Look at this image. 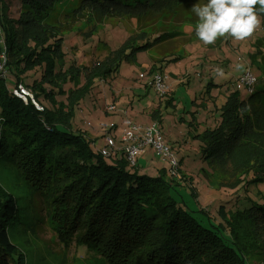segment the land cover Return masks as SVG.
<instances>
[{"label":"trees","instance_id":"obj_1","mask_svg":"<svg viewBox=\"0 0 264 264\" xmlns=\"http://www.w3.org/2000/svg\"><path fill=\"white\" fill-rule=\"evenodd\" d=\"M15 1L16 27L6 19L7 6L0 0V54L5 57L3 72H8L0 74V160L42 199L63 248H84L94 264H247L245 243L264 229V201H252L242 210L220 206L217 215L224 226L215 224L182 199L165 180L163 169L151 177L129 171L122 159L107 162L91 139L71 129L79 102L96 81L107 79L122 62H135L136 53L165 39L159 36L143 45L127 40L87 69L73 65L64 69L62 32L50 23L60 0ZM76 1V13L89 9L98 17L116 15L139 22L147 14H164L196 0ZM257 15L264 32L259 5ZM256 47L259 81L245 99L238 91L231 92L220 107L217 127L197 137L209 164L228 157L247 141L250 131L264 132V35ZM37 67L38 81L24 85L20 75ZM68 82L77 89L64 91ZM20 83L38 103L40 97L52 102L56 95H66L65 103L38 111L29 100L24 103L13 94ZM152 117L157 120L156 114ZM246 171L253 177L251 185L264 184V162H255ZM16 203L0 189V264H25L7 234L18 216Z\"/></svg>","mask_w":264,"mask_h":264},{"label":"rangeland","instance_id":"obj_2","mask_svg":"<svg viewBox=\"0 0 264 264\" xmlns=\"http://www.w3.org/2000/svg\"><path fill=\"white\" fill-rule=\"evenodd\" d=\"M4 2L7 6L5 17L16 27L19 6L15 0ZM206 2L196 0L164 14H147L138 22L135 18L116 15L98 17L89 9L76 13V0H60L50 14V23L60 27L62 32L64 69L70 65L81 71L87 69L104 59L107 51L119 49L127 40L143 45L159 36L165 39L136 53L135 62H122L107 79L96 81L79 102L70 121L71 129L96 135L92 141L97 150L101 146L97 143L95 146V141L102 139L107 129H117V135L122 120L132 121L131 117L139 116L137 123H155L178 159L176 176H169L167 161L149 148L144 157L137 160L134 170L126 168L154 177L163 169L165 180L191 208L224 226L217 215L218 207L223 206L229 211L242 210L252 201H264V184L251 185L252 175L244 174L248 166L264 162V132L250 131L247 141L237 146L228 157L214 158L211 164L204 158L201 151L204 146L197 137L217 127L220 107L231 92L238 91L241 99L247 97L251 86L248 89L238 83L245 72L254 77V83L259 81L260 55L256 43L264 32L259 25L244 40L226 36L218 38L214 44L204 45L193 31L198 18L191 12V7ZM215 68L223 69V75H217ZM3 69L0 74L8 76ZM154 73L166 77L167 92L164 95H158L150 85ZM40 74L41 69L37 67L20 77L29 87L33 81H38ZM140 74H143L142 78ZM62 88L64 91L77 89L71 82ZM148 97L154 102L150 106L145 101ZM65 99L66 95H56L50 102L40 97L37 103L50 109L54 104L55 107L63 105ZM110 106L114 109L109 110ZM155 110L158 111L155 113ZM154 113L158 121L152 117ZM145 161L151 164L143 167ZM0 189L12 195L19 207L18 216L7 234L23 255L25 264H94L84 248L74 245L63 248L52 230L54 222L49 219L42 199L2 160ZM224 232L228 236V229L225 228ZM245 244L248 250L246 263L262 264L264 229L257 235L252 234Z\"/></svg>","mask_w":264,"mask_h":264},{"label":"built area","instance_id":"obj_3","mask_svg":"<svg viewBox=\"0 0 264 264\" xmlns=\"http://www.w3.org/2000/svg\"><path fill=\"white\" fill-rule=\"evenodd\" d=\"M4 61L5 57L2 54L0 58V70ZM139 77L142 78L143 74H140ZM238 83L241 87H252L254 77L247 71L238 80ZM150 85L158 95H164L167 92L165 75L154 73L151 77ZM12 92L22 102L26 103L29 100L38 111L42 110V106L34 100L32 92L28 87L17 84ZM108 109L113 110L114 108L110 106ZM116 130H105L102 138L103 146L96 150L104 160L113 162L116 159H122L129 170H134L137 160L149 148L167 161L166 171L169 176H176L178 159L165 142L160 128L155 123L142 125L125 119L121 122V130L117 135Z\"/></svg>","mask_w":264,"mask_h":264},{"label":"clouds","instance_id":"obj_4","mask_svg":"<svg viewBox=\"0 0 264 264\" xmlns=\"http://www.w3.org/2000/svg\"><path fill=\"white\" fill-rule=\"evenodd\" d=\"M257 5L259 11L264 12V0H207L203 5L194 4L191 12L198 23L193 31L204 45L214 44L218 38L226 36L244 40L260 25ZM214 71L223 75L221 68Z\"/></svg>","mask_w":264,"mask_h":264},{"label":"crops","instance_id":"obj_5","mask_svg":"<svg viewBox=\"0 0 264 264\" xmlns=\"http://www.w3.org/2000/svg\"><path fill=\"white\" fill-rule=\"evenodd\" d=\"M155 98H156V102H158L159 103V101L160 100H158V98L156 97V96H154ZM145 101H146V103H147V106H150L151 104H153L154 102H153V99L152 98H150V97H148V98H146L145 99ZM157 105V104H156ZM153 106V105H152ZM137 117V118H136ZM136 117H131V119H132V122H135V121H137L138 122V120H140V118L138 119V117L139 116H136ZM134 120V121H133ZM123 121V120H122ZM137 122H135V123H137ZM138 124H142V123H138ZM144 125H146V124H144ZM86 136L89 138V139H91L92 140V138L95 136V137H97L96 135H92V134H86ZM93 139H95V138H93ZM96 143L97 144H100V146L102 147L103 146V140L102 139H99V140H97V141H95V146H96ZM101 147H99V148H101ZM97 148V147H96ZM146 153V152H145ZM144 153V154H145ZM144 157V156H143ZM151 163L149 162L148 164L146 163V161L144 162V166L143 167H147V166H149ZM152 168V167H151ZM138 174H142L141 172H139ZM146 175H148V176H151V177H154V176H152L151 174H146Z\"/></svg>","mask_w":264,"mask_h":264}]
</instances>
